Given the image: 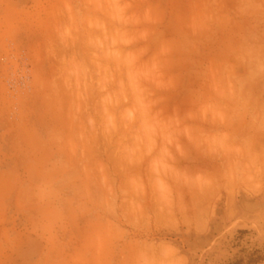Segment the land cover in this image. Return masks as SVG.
I'll return each mask as SVG.
<instances>
[{"label": "rangeland", "instance_id": "rangeland-1", "mask_svg": "<svg viewBox=\"0 0 264 264\" xmlns=\"http://www.w3.org/2000/svg\"><path fill=\"white\" fill-rule=\"evenodd\" d=\"M5 1L0 161L55 186L61 262L264 264V101H222L245 60L264 99V0Z\"/></svg>", "mask_w": 264, "mask_h": 264}, {"label": "crops", "instance_id": "crops-1", "mask_svg": "<svg viewBox=\"0 0 264 264\" xmlns=\"http://www.w3.org/2000/svg\"><path fill=\"white\" fill-rule=\"evenodd\" d=\"M17 4L0 0V7ZM174 4L190 6L191 14L199 11V7L204 14L205 9L215 3L212 0H176ZM244 62L243 66L235 68L234 74L239 94L227 95L222 101L226 112H235L241 124H250V118L256 115L264 99L251 93L250 61ZM5 167L0 161V264H63L55 248L52 228L43 217L50 205L49 193L55 191V186L35 184L33 178L20 175L12 165Z\"/></svg>", "mask_w": 264, "mask_h": 264}]
</instances>
